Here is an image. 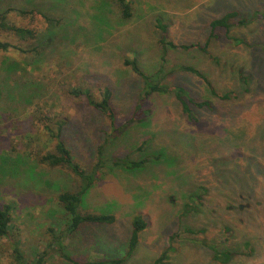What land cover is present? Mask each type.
<instances>
[{
	"label": "rangeland",
	"instance_id": "rangeland-1",
	"mask_svg": "<svg viewBox=\"0 0 264 264\" xmlns=\"http://www.w3.org/2000/svg\"><path fill=\"white\" fill-rule=\"evenodd\" d=\"M126 1L128 19L118 0H0V21L37 33L24 43L0 28V40L12 45L0 50V203L17 207L11 240L0 239V264H15L13 241L28 264L43 251L47 264H71L54 244L70 222L57 196L80 181L36 161L55 145L47 118L66 120L62 138L75 162L91 171L101 148L106 164L81 211L116 222L64 235V251L78 262L157 264L167 252L159 264H248L237 253L252 248L254 263L264 264V0ZM238 5L257 28L243 44L211 27ZM163 38L177 48L162 46ZM127 60L147 75L160 71L161 87H184L211 107L190 104L191 119L170 89L146 100L149 113H137L145 81ZM76 87L97 101L111 89L114 131L84 97L70 95ZM120 159L149 161L126 170L114 166ZM137 216L148 226L127 257ZM225 251L227 263L214 259Z\"/></svg>",
	"mask_w": 264,
	"mask_h": 264
},
{
	"label": "trees",
	"instance_id": "trees-1",
	"mask_svg": "<svg viewBox=\"0 0 264 264\" xmlns=\"http://www.w3.org/2000/svg\"><path fill=\"white\" fill-rule=\"evenodd\" d=\"M123 15L125 18H130V6L129 3H127L126 0H118ZM23 14H26L25 12ZM238 17V12H230L223 16L220 19L214 20L211 23V27L213 31L217 29L218 27H224L227 29H230L232 27L231 21L234 18ZM242 22V21H241ZM161 27V26H160ZM0 28L8 33L13 34L15 37H17L19 40H21L24 43H31L34 41H37V33L33 29H27L22 27H17L15 25L9 24L5 17H1L0 21ZM164 31V30H163ZM213 36V33L211 37ZM161 45L164 47H171L172 49H176L177 46L174 45L171 42H168L166 38H163L161 40ZM10 48H12V45L8 42H2L0 40V50L2 51H8ZM182 49H188V46H182ZM203 50V49H202ZM206 51V50H203ZM207 52V51H206ZM125 64L127 66H130L136 74H138L144 81H145V89L144 93L141 98V103L137 106V110L140 113V111L144 112L145 114L150 112V109H143L146 100L155 92H170V89L174 92L177 99L180 101V103L184 106V112L186 115H188L189 118L193 119V111L190 108V104L194 105L195 107L199 109H205L208 107H211L210 103L208 101H202L200 103L196 102L194 97L188 93V90L186 91V88L181 86H173L170 89L163 88L160 86V83H157L156 78H159V73L154 75H147L145 74L139 67L137 60L133 61H125ZM185 71L192 72L193 74L198 75L199 77L203 78V76L196 71L195 69L191 67H185ZM204 79V78H203ZM206 83L209 84V81L207 79H204ZM70 95L81 98L84 97L89 104V106L97 109L99 112H101L104 116H106L113 127L116 122V113L114 109L111 106V100H112V91L111 89H106L103 93L102 99L100 101H97L94 98V95L91 93L90 90L83 89V88H73L69 91ZM214 93V91H213ZM228 95H224L223 99H228ZM137 120H142L138 119ZM67 124L66 120H60L58 118H47V121L44 124V129L46 130L48 136V139L51 143H55L53 150L47 151L45 154H43L42 158L36 159V161L44 165L50 169H62L71 172L76 178L79 179L80 185L79 189L77 191H65L62 192L57 196L58 202L64 209L67 215L70 217L69 226L67 228V231L63 233V235L55 236L54 237V244L57 245L58 249H60L61 258L66 260L67 262L71 264H81L76 259L68 255L64 251V239L67 236H72L75 234L80 228H82L85 225L92 224V225H111L116 222V217L112 214H93L89 212H82L81 211V205L83 204V201L87 194L90 192V190L93 188L95 183L103 179L102 171L105 169L106 164L103 160V152L101 151V148L99 149L97 162L94 164L91 171L86 170L83 168L81 164L78 162H75L73 158V152L69 147L66 145L62 138V132L63 128ZM56 128V129H55ZM2 164L7 165L9 163V157L4 156L1 158ZM149 161L147 159L141 160V161H130L128 159H120L114 161L115 167H121L125 168L126 170H137L139 168H142L146 162ZM186 208H189V205H186ZM17 207L14 202L10 203H0V239L1 238H8L11 240L12 234H13V228H12V221L14 213L16 212ZM148 226V223L144 220L143 216H137L133 220V234L130 240V246H129V252L127 257H129L133 251L135 250L138 242H139V235L141 232H143ZM187 233H194V230L187 229ZM229 232V230H227ZM166 253H164L163 257H161L157 264L162 263L163 259L166 257ZM12 258L15 264H28V261L20 249V245L17 241H13L12 246ZM230 258L229 251L222 252L221 254L219 252L215 253L214 259L216 261H228ZM46 259H48V253L47 251H43L39 254L38 259L36 260L35 264H47ZM125 259H119V260H103L98 262H90V263H84V264H124Z\"/></svg>",
	"mask_w": 264,
	"mask_h": 264
},
{
	"label": "crops",
	"instance_id": "crops-1",
	"mask_svg": "<svg viewBox=\"0 0 264 264\" xmlns=\"http://www.w3.org/2000/svg\"><path fill=\"white\" fill-rule=\"evenodd\" d=\"M240 6H242V5H240ZM239 5H238V7H237V10L236 11H234V12H238V16L239 17H237V18H234V19H236V21L238 22L236 25H232V27L230 28V29H227V28H225V36H229L230 34H234L235 36H236V39L235 40H237V42L239 43V44H243L242 42H239V40L240 41H242V39L246 36V37H248V35H250V36H252L253 37V35L254 34H256V32H257V28L255 29V24H254V21H245V20H243V19H241V18H243L244 17V9H245V7H240ZM239 8H241V9H239ZM254 9V8H253ZM240 10V11H239ZM242 12V13H241ZM230 13V12H229ZM228 14V13H227ZM249 15H250V12L247 14V17L249 18ZM241 17V18H240ZM240 18V19H239ZM242 21V22H241ZM256 21V20H255ZM219 28H224V27H219ZM217 30V29H216ZM216 30H215V35H216ZM215 39V38H214ZM214 39H212V40H214ZM229 39V38H228ZM211 40V39H210ZM243 46H245V45H243ZM239 47V46H238ZM238 47H234V48H238ZM242 47V46H241ZM244 252V253H243ZM244 256V255H246V257L247 256H249V259L251 258V260H249V261H247L248 262V264H255L254 262L255 261H253L252 259L253 258H255L256 256H257V253L252 249V248H250V252L249 253H247L245 250L244 251H240L239 253H237V257H239V256ZM246 262V263H247Z\"/></svg>",
	"mask_w": 264,
	"mask_h": 264
}]
</instances>
